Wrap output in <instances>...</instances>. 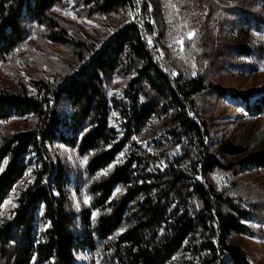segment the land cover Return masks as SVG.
Here are the masks:
<instances>
[{"label":"trees","instance_id":"1","mask_svg":"<svg viewBox=\"0 0 264 264\" xmlns=\"http://www.w3.org/2000/svg\"><path fill=\"white\" fill-rule=\"evenodd\" d=\"M60 1L0 0V62L31 23H46L50 40L76 54L70 72L33 79L31 91L0 88V122L29 121L0 139V264H253L235 237L255 234L249 223L264 217V190L236 176L264 167V148L224 143L220 153L234 159L222 162L199 112L207 89L227 90L163 63L150 40L154 23L143 16L153 0L91 43L52 16ZM79 3L89 14L123 15L135 2ZM240 14L264 27L261 14ZM113 76L123 83L110 92ZM240 97L249 114H264V85ZM56 144L87 163L74 169Z\"/></svg>","mask_w":264,"mask_h":264},{"label":"rangeland","instance_id":"2","mask_svg":"<svg viewBox=\"0 0 264 264\" xmlns=\"http://www.w3.org/2000/svg\"><path fill=\"white\" fill-rule=\"evenodd\" d=\"M143 1L134 0L133 7L122 15L121 12L89 14L79 0H61L52 10V16L74 38L98 42L122 24V18L127 15L131 21L136 20ZM245 9L261 14L264 19V0H153L148 17L141 14L154 23L150 40L157 39L159 56L166 66L175 73L200 74L227 90L225 95H220L209 88L198 99L201 117L209 121L211 128L206 144L224 163L234 159L220 153L224 143L236 142L250 150L264 148V114H249L246 102L240 97L264 85V27L259 30L247 25L240 14ZM30 27L26 40L0 62V88L17 91L27 86L31 91L33 79L54 80L71 71L76 59L73 46L50 40L46 23H31ZM193 31L195 35L189 40L187 33ZM181 38L182 51L176 43ZM242 46H247L250 53L238 52ZM122 83L118 76L109 78L110 92ZM28 125L29 121L15 118L0 122V139L7 130ZM53 148L74 169L85 164V159L75 150L60 144ZM236 179L253 189L264 190V167L243 171ZM73 197L79 207L82 196L74 193ZM10 204L12 198L7 202ZM249 224L256 230L255 234L239 235L235 239L246 249L253 264H264V217Z\"/></svg>","mask_w":264,"mask_h":264},{"label":"snow or ice","instance_id":"3","mask_svg":"<svg viewBox=\"0 0 264 264\" xmlns=\"http://www.w3.org/2000/svg\"><path fill=\"white\" fill-rule=\"evenodd\" d=\"M67 14V13H66ZM73 18H75V17H73ZM186 26V25H185ZM195 35V32L193 31V32H189V33H187V38L189 39V40H191L192 38H193V36ZM176 43H179L180 45H181V51L183 50V38H181V39H179V40H177L176 41ZM195 73H193V75H194ZM85 163H87V158H85V161H84ZM102 175H106L107 173L105 172V173H101ZM117 191H119V189H117Z\"/></svg>","mask_w":264,"mask_h":264}]
</instances>
